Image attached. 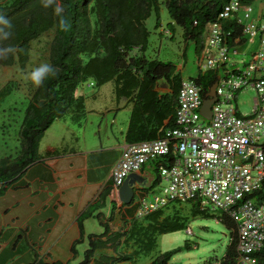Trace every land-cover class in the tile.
I'll return each mask as SVG.
<instances>
[{"label":"trees","instance_id":"trees-1","mask_svg":"<svg viewBox=\"0 0 264 264\" xmlns=\"http://www.w3.org/2000/svg\"><path fill=\"white\" fill-rule=\"evenodd\" d=\"M228 0H57L63 6V17L71 25L68 31L59 28V19L53 8L45 9L42 0H0V15L13 25L8 40L0 41V47H15L16 52L6 59L0 58V67L17 64L23 68L29 60L31 43L44 34L47 41L46 63L58 70L56 76L47 77L40 87H32L23 109L18 130V151L14 157L0 158V193L27 166L38 160L39 139L49 124L69 111L83 110L81 96H75L78 86L90 81L99 86L106 81L113 83L115 96L128 97L132 101L129 122L125 131L127 143L158 137L162 130L173 126L175 96L181 80L175 65L170 61L147 58L144 51L148 31L145 19L154 13L155 26L159 24V9L163 6L169 18V27H179L185 40L201 37L204 27L218 20L222 29L231 35L239 34V25L234 19L218 18V13ZM240 4L253 0H238ZM228 32H225V34ZM231 38L226 40L229 42ZM201 46V45H200ZM200 50V49H199ZM216 69L197 72L189 77L207 92L217 74ZM163 82L167 92L155 90ZM2 94V93H1ZM167 120L163 123V120ZM156 173L162 158L151 159ZM257 200L264 197V179L259 189L251 192ZM174 203L180 204L179 201ZM171 202V201H170ZM190 204L187 214L182 206L167 204L144 215L142 220H131L123 230H108L101 222L102 231L87 235V248L78 264H88L97 251L112 249L114 256H103L106 262H132L137 255L154 248L156 236L186 228L188 216L216 217L230 231V239L223 255L215 264H234L235 233L233 222L227 216L213 215L199 209L196 201ZM167 211V212H166ZM188 215V216H186ZM111 220V216L108 218ZM80 226V221L78 222ZM123 245L120 251L118 247ZM177 246L163 251L147 264H176L170 262L173 254L180 251ZM259 262H264V247L251 253Z\"/></svg>","mask_w":264,"mask_h":264},{"label":"built area","instance_id":"built-area-1","mask_svg":"<svg viewBox=\"0 0 264 264\" xmlns=\"http://www.w3.org/2000/svg\"><path fill=\"white\" fill-rule=\"evenodd\" d=\"M243 6L238 0H228L218 13L219 19L232 17L239 34L223 30L218 20L206 25L197 72L218 69L211 84L214 99L209 117L199 111L205 97L202 86L181 78L173 126L153 139L124 144L109 177L118 187L129 173L162 158L157 182L165 185L159 194L151 192L150 198L146 193L138 196L134 215L141 218L172 200H193L204 210L209 204L210 210L218 209L233 222L234 264H264L251 255L264 247V197L251 196L264 179V12L253 17L250 5ZM255 41L256 49L245 68L226 66L228 53L237 54L238 47ZM246 87L254 90L252 105L248 114H239L235 97Z\"/></svg>","mask_w":264,"mask_h":264},{"label":"crops","instance_id":"crops-1","mask_svg":"<svg viewBox=\"0 0 264 264\" xmlns=\"http://www.w3.org/2000/svg\"><path fill=\"white\" fill-rule=\"evenodd\" d=\"M82 85L94 88L90 81ZM155 90L168 88L159 82ZM74 94L82 97L83 110L53 120L39 139L38 160L0 193V264H78L87 235L100 233L101 222L108 230L129 224L130 208L117 199L109 169L127 143L132 101L114 96L110 104L88 102L97 99V91L87 96L80 88ZM155 178L148 161L124 184L140 196ZM114 255L110 248L97 251L88 264H109L102 257Z\"/></svg>","mask_w":264,"mask_h":264},{"label":"rangeland","instance_id":"rangeland-1","mask_svg":"<svg viewBox=\"0 0 264 264\" xmlns=\"http://www.w3.org/2000/svg\"><path fill=\"white\" fill-rule=\"evenodd\" d=\"M248 5L245 4L243 8ZM250 7L251 16L255 17L256 14L264 12V0H253ZM238 14L241 16L240 11ZM158 21L159 24L155 26L153 12L144 21L148 31L144 55L147 58L172 62L181 78L194 77L198 71L197 58L200 54V45L205 42L207 26L204 27L201 37L194 40H184L180 35L179 27L175 25L173 28L169 27L168 22L170 20L163 6H160ZM49 36V33L44 34L31 43L29 60L23 68L16 63L8 67H0V158L5 156L14 157L17 154L19 125L29 91L33 87L30 81H25V76L34 68L46 63ZM241 46L238 47L237 54L228 53L226 55V66L243 69L250 62L253 51L256 49V41L252 44L245 42ZM79 88L85 90L87 96L91 95L94 90L97 91V99L88 101V97V102L103 103L105 101V103L110 104V98L115 96L111 81H106L97 87L94 86V88H88L84 85L79 86ZM79 88L76 90H79ZM252 97H254V90L248 87L236 94L235 106L239 114L250 112ZM164 185L165 182H156L152 188L146 189L147 194L145 197L150 198L151 192L159 194ZM138 196V194H134L130 202L124 204V206L130 208L129 211H126L129 222L134 219L142 220V218H137L134 215V205L138 201ZM166 204L167 211L170 210L171 205H180L183 207V213L185 214H187L190 206L189 202L178 204L169 201ZM207 206L210 208L209 204ZM209 208L206 207L205 210L213 215L220 214L218 209L210 210ZM229 239V229L216 217L188 216L186 228L157 235L154 248L137 255L132 262L120 261L113 264H147L157 254L177 246L181 247V250L171 256L170 262L176 264H215L223 255ZM77 251L80 252V247H77Z\"/></svg>","mask_w":264,"mask_h":264},{"label":"clouds","instance_id":"clouds-1","mask_svg":"<svg viewBox=\"0 0 264 264\" xmlns=\"http://www.w3.org/2000/svg\"><path fill=\"white\" fill-rule=\"evenodd\" d=\"M42 6L47 8H53V12L59 19V28L62 31H68L71 27L69 21L63 17L64 8L60 5L57 0H42ZM13 25L5 18L0 15V41L8 40L12 35ZM16 52L15 47H0V58L6 59L9 54H14ZM58 70L48 63H43L38 67L34 68L30 73L25 76V81H30L34 87H40L44 80L51 76H56Z\"/></svg>","mask_w":264,"mask_h":264},{"label":"water","instance_id":"water-1","mask_svg":"<svg viewBox=\"0 0 264 264\" xmlns=\"http://www.w3.org/2000/svg\"><path fill=\"white\" fill-rule=\"evenodd\" d=\"M213 87H214V85L209 87V89L205 93V97L203 98V100L201 102L200 109H199L201 115L205 118L209 117V106L214 99ZM127 176L125 177V179L122 181V183L116 189L117 199L121 203H124V204L129 203L132 196H133V190L130 186L131 184L130 183H128L127 185L124 184V181L126 180Z\"/></svg>","mask_w":264,"mask_h":264}]
</instances>
